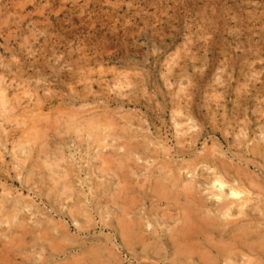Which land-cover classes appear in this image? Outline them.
I'll return each mask as SVG.
<instances>
[{"label": "rangeland", "instance_id": "rangeland-1", "mask_svg": "<svg viewBox=\"0 0 264 264\" xmlns=\"http://www.w3.org/2000/svg\"><path fill=\"white\" fill-rule=\"evenodd\" d=\"M0 264H264V0H0Z\"/></svg>", "mask_w": 264, "mask_h": 264}, {"label": "bare ground", "instance_id": "bare-ground-1", "mask_svg": "<svg viewBox=\"0 0 264 264\" xmlns=\"http://www.w3.org/2000/svg\"><path fill=\"white\" fill-rule=\"evenodd\" d=\"M222 180V179H221ZM218 182V181H217ZM216 182V183H217ZM223 182V181H222ZM221 189V188H220ZM234 189V188H233ZM232 195L235 197V198H239V196H240V193H238V192H236V191H234L233 190V193H232ZM239 200V199H238ZM133 236V235H132Z\"/></svg>", "mask_w": 264, "mask_h": 264}]
</instances>
